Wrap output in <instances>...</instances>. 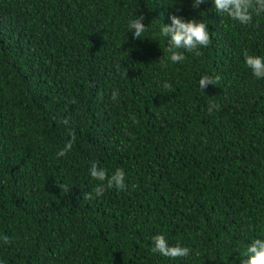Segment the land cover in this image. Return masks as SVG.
I'll return each instance as SVG.
<instances>
[{
	"label": "trees",
	"instance_id": "1",
	"mask_svg": "<svg viewBox=\"0 0 264 264\" xmlns=\"http://www.w3.org/2000/svg\"><path fill=\"white\" fill-rule=\"evenodd\" d=\"M192 2L0 0V264H241L264 238V79L244 59L264 56V13ZM173 14L209 25L182 63ZM93 161L127 189L96 196ZM157 234L189 254L153 252Z\"/></svg>",
	"mask_w": 264,
	"mask_h": 264
},
{
	"label": "clouds",
	"instance_id": "2",
	"mask_svg": "<svg viewBox=\"0 0 264 264\" xmlns=\"http://www.w3.org/2000/svg\"><path fill=\"white\" fill-rule=\"evenodd\" d=\"M205 0H193L192 7L199 8ZM214 6L218 13L226 14L233 20L239 21L241 24L247 25L252 22L253 13L259 15L264 13V0H214ZM145 17L140 15L136 19H131L128 22V29L132 32L135 38H141L143 33L147 30ZM171 24H163L161 28V36L168 38L167 52L173 63H182L185 56L178 51V49H185L187 52H195L200 55L198 51L200 48L207 47L211 43V36L209 32V25L202 19H185L178 15H171ZM245 64L251 69L252 75L257 79H264V56L250 55L247 51L244 54ZM165 67L167 64L164 59H160ZM218 79V77L216 78ZM215 80L207 74L201 76L199 79V87L201 90L207 88L209 84H214ZM164 87L171 90V84L165 83ZM119 90L112 92V99L116 100ZM216 108L219 105H215ZM212 107H209L211 113ZM133 122H136L135 117H130ZM68 121L65 119L64 123ZM72 139L69 140L63 149H61L57 156H64L71 151L75 142V134L72 133ZM89 174L92 179L98 181L93 188L96 196L102 195L106 190L115 188L120 191L127 189L126 174L122 168H116L111 174L108 170L100 166L98 161H93L89 168ZM86 199H92L91 193L86 194ZM152 247L153 252L160 253L165 257L172 259L187 256L190 252L188 247L182 246L179 242L175 245H169L165 235L157 234L153 238ZM5 243H8V237H3ZM241 264H264V238H255L247 245L244 257H241Z\"/></svg>",
	"mask_w": 264,
	"mask_h": 264
}]
</instances>
